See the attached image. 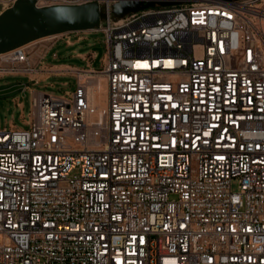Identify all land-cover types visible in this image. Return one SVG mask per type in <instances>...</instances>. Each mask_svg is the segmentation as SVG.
<instances>
[{
  "label": "built area",
  "instance_id": "1",
  "mask_svg": "<svg viewBox=\"0 0 264 264\" xmlns=\"http://www.w3.org/2000/svg\"><path fill=\"white\" fill-rule=\"evenodd\" d=\"M117 1L37 0L105 7L83 67L37 42L0 54V79H75L31 90L29 124L0 129V264H264V0L115 20Z\"/></svg>",
  "mask_w": 264,
  "mask_h": 264
},
{
  "label": "water",
  "instance_id": "2",
  "mask_svg": "<svg viewBox=\"0 0 264 264\" xmlns=\"http://www.w3.org/2000/svg\"><path fill=\"white\" fill-rule=\"evenodd\" d=\"M172 4L173 2L157 0H118L112 5V14L113 18L118 20L157 5ZM105 17V7L97 2L38 7L37 0H17L0 15V54L49 36L100 30ZM94 50L98 51L99 59L101 48L95 47ZM23 86H14L9 90Z\"/></svg>",
  "mask_w": 264,
  "mask_h": 264
},
{
  "label": "rangeland",
  "instance_id": "3",
  "mask_svg": "<svg viewBox=\"0 0 264 264\" xmlns=\"http://www.w3.org/2000/svg\"><path fill=\"white\" fill-rule=\"evenodd\" d=\"M102 41L103 34L101 32H71L37 42L32 52L37 57L47 47L50 48L47 58L50 66L55 68L75 65L83 67L87 64V60L85 61L83 57L91 55L89 51L95 46L104 48ZM64 84L67 86H62ZM18 85L27 86H25V90H9ZM30 88H34L36 91L65 93L66 90H74L75 79L52 76L47 73L30 76L28 80L12 77L0 79V129L26 127L29 124L32 115ZM5 90H9V92L2 93ZM22 116H25L26 119L23 120ZM234 189H236V184H234Z\"/></svg>",
  "mask_w": 264,
  "mask_h": 264
},
{
  "label": "bare ground",
  "instance_id": "4",
  "mask_svg": "<svg viewBox=\"0 0 264 264\" xmlns=\"http://www.w3.org/2000/svg\"><path fill=\"white\" fill-rule=\"evenodd\" d=\"M85 32L86 33H91V32H95V31H85ZM53 37H55V36L45 37V38L39 39V40L34 41L32 43H29V44L40 42L42 40H47V39H50V38H53ZM29 44H27V45H29ZM27 45H25V46H27ZM91 84L94 86L93 88L95 90L94 91V96H93L94 103H95V105H97L99 107V111L103 112V110L106 108V105H107L106 81L103 80L102 78H100L97 81H92ZM19 89H24L25 90V86L20 87ZM29 90L30 91L34 90V88H30ZM34 91H36V90H34ZM22 119L25 120L26 117L22 116ZM4 129H6V128H4Z\"/></svg>",
  "mask_w": 264,
  "mask_h": 264
}]
</instances>
